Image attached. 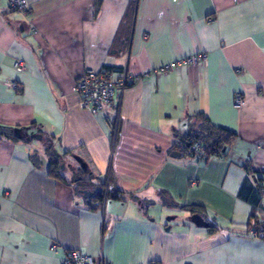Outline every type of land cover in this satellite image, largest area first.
Masks as SVG:
<instances>
[{
    "label": "crops",
    "instance_id": "0c3cea01",
    "mask_svg": "<svg viewBox=\"0 0 264 264\" xmlns=\"http://www.w3.org/2000/svg\"><path fill=\"white\" fill-rule=\"evenodd\" d=\"M27 2L19 13L0 0V264H62L70 250L94 264H264V239L249 236L253 213L264 226L249 182L264 178V0ZM199 52L206 64L152 73ZM87 68L140 80L95 116L75 89ZM200 112L237 134L226 158L175 147ZM48 148L67 182L48 175ZM71 154L122 198L88 206Z\"/></svg>",
    "mask_w": 264,
    "mask_h": 264
},
{
    "label": "built area",
    "instance_id": "2783aa9c",
    "mask_svg": "<svg viewBox=\"0 0 264 264\" xmlns=\"http://www.w3.org/2000/svg\"><path fill=\"white\" fill-rule=\"evenodd\" d=\"M7 2L14 11L19 13H27L29 11V3L27 0H7ZM206 62L207 54L199 52L196 55L186 56V58L167 63L160 68L154 69L152 73L156 75H164L187 66L198 67L201 64H206ZM13 67L18 72H21L24 70V63L18 59L14 60ZM236 72L241 73L242 71L241 69H237ZM144 76H147V74H144ZM138 80H140L139 77L128 74L127 71H122L117 77H115L110 69L93 70L87 68L83 75L75 80V89L79 94L78 104L81 109H85L91 115L95 116L109 105L118 109L119 101L124 90ZM5 84L13 91L19 90V86L16 82H8ZM233 98L234 107L242 108L244 106L245 97L242 93H235ZM179 146L187 152V156L189 157H194L200 161L208 159L203 148L191 137L180 142L178 144V147ZM261 195L264 197V185L261 188ZM249 236L251 238L255 237L264 239V233H258L256 230H252ZM55 248L56 245L52 244L50 250L53 251ZM94 263L95 259L92 256L81 254L75 250L67 251L62 262V264Z\"/></svg>",
    "mask_w": 264,
    "mask_h": 264
},
{
    "label": "trees",
    "instance_id": "16d2710c",
    "mask_svg": "<svg viewBox=\"0 0 264 264\" xmlns=\"http://www.w3.org/2000/svg\"><path fill=\"white\" fill-rule=\"evenodd\" d=\"M196 117H198L201 121L199 127L196 130H191L185 136H178L179 138L175 144V147L177 149H180L181 152L187 155V152L184 149H182L180 146L178 147V143L191 137L203 148L208 159L214 157L226 158L228 151L236 142L237 134L231 132L226 128L216 126L213 123L209 122L208 118L202 112L197 114ZM47 151L49 152L48 175L52 178L54 177L63 182H67L65 176L62 175V171L67 167V165L63 163V160L61 159L62 155H60V153H58L57 151H55V153L52 149L49 150V148ZM75 155L71 154L72 157ZM77 164L78 168L75 169L72 173L73 178L71 180V184L75 186L76 191L80 193L81 197L84 196L85 203L88 206L90 205V207L93 208L94 205H92V203L94 202H98L97 205H100L105 200L122 198V192L118 190L116 186L110 181L111 178H108L106 183L100 180L97 181L98 178H91L93 173L88 168L87 164L85 170L80 166L78 162ZM62 165H64V168H62ZM243 167L247 172L249 171V167H247V165H243ZM250 175L256 178V185H253L252 178H249ZM249 176V182L251 183L250 191L253 195L250 201L253 204L254 210H257L263 202L261 199V188L264 185V178H259L258 176H254L253 174H249ZM83 192L87 194L83 195ZM88 193H91V195L88 196ZM184 207L187 208L192 215H201L207 222H209L206 216L203 215L201 207L197 205H185ZM249 225H251V227L253 226L256 230L259 229L260 233H264V226L260 228V226L263 225V222L257 220L256 213H253ZM208 227L209 229H212V226L210 224Z\"/></svg>",
    "mask_w": 264,
    "mask_h": 264
},
{
    "label": "water",
    "instance_id": "95a60500",
    "mask_svg": "<svg viewBox=\"0 0 264 264\" xmlns=\"http://www.w3.org/2000/svg\"><path fill=\"white\" fill-rule=\"evenodd\" d=\"M54 152H55V150H54ZM56 153V152H55ZM177 155H179V153L178 152H173L172 154H171V156L172 157H174V156H177ZM73 159L76 161V162H78L79 164H80V166L85 170L86 169V164H85V162H83L82 161V159H80V157H78L77 155H75L74 157H73ZM62 168H64V165H62ZM254 178V177H253ZM254 181L256 182V178H254ZM83 194L84 195H86L87 193H85V192H83ZM91 195V193H88V196H90ZM190 221L192 222V223H195V224H197V225H200V226H202V227H208L209 226V223L201 216V215H198V214H193L191 217H190Z\"/></svg>",
    "mask_w": 264,
    "mask_h": 264
},
{
    "label": "rangeland",
    "instance_id": "374dc122",
    "mask_svg": "<svg viewBox=\"0 0 264 264\" xmlns=\"http://www.w3.org/2000/svg\"><path fill=\"white\" fill-rule=\"evenodd\" d=\"M107 179H108V174H104V175H100L99 178L97 179V181L100 180V181L106 183ZM101 187H103V186H101ZM170 216H171V214H170Z\"/></svg>",
    "mask_w": 264,
    "mask_h": 264
},
{
    "label": "bare ground",
    "instance_id": "6f19581e",
    "mask_svg": "<svg viewBox=\"0 0 264 264\" xmlns=\"http://www.w3.org/2000/svg\"><path fill=\"white\" fill-rule=\"evenodd\" d=\"M179 144V143H178ZM182 148V147H181ZM183 149V148H182Z\"/></svg>",
    "mask_w": 264,
    "mask_h": 264
}]
</instances>
